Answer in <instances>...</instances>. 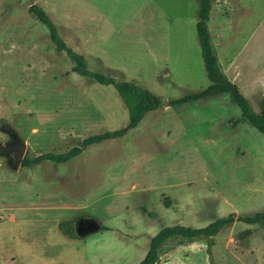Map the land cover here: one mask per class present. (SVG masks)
<instances>
[{
    "label": "rangeland",
    "instance_id": "obj_1",
    "mask_svg": "<svg viewBox=\"0 0 264 264\" xmlns=\"http://www.w3.org/2000/svg\"><path fill=\"white\" fill-rule=\"evenodd\" d=\"M212 2L219 59L252 109L264 113V0ZM32 3L88 70L132 80L161 105L123 136L66 162L21 166L22 157L65 152L127 120L112 86L70 71L45 26L28 15ZM195 3L0 0L1 264H137L161 226L202 227L231 212L264 210V135L240 117L229 94L167 105L208 84L203 66L168 77L163 65L168 19L189 15ZM82 218L97 231H79ZM157 264H264V226L234 221L207 239L168 240Z\"/></svg>",
    "mask_w": 264,
    "mask_h": 264
},
{
    "label": "trees",
    "instance_id": "obj_2",
    "mask_svg": "<svg viewBox=\"0 0 264 264\" xmlns=\"http://www.w3.org/2000/svg\"><path fill=\"white\" fill-rule=\"evenodd\" d=\"M211 1L212 0H196L197 9L195 22V32L199 45L200 57L203 63L205 76L209 83L198 91L167 100V105H181L208 96L228 93L231 100L237 106L240 117L257 132L264 135V113L256 112L252 109L238 86L233 81L229 80L220 70L216 56L211 49L209 33L206 27ZM27 13L31 18L45 26L48 38L53 44L54 50L64 52L70 61L71 72L98 84L110 85L114 88L126 109L127 120L126 123L118 129L92 134L80 139L77 145L72 146L65 152H44L32 158L22 157L20 160L21 166H30L44 160L54 163L66 162L70 158L80 154L88 145L123 136L127 131L134 128L147 112L155 110L161 105V99L157 95L134 81L119 80L109 74L88 70L83 56L72 50V48L64 42L54 22L41 6L36 3L29 4L27 6ZM147 214L153 216L152 213ZM234 221L264 226V210L255 211L250 215H237L231 212L225 216L213 218V220L202 227H191L180 224L161 226L159 230L149 238L145 254L137 264H157L160 248L168 240L190 242L193 240L207 239L214 236L220 229ZM57 227L61 229L62 222H59ZM99 229L107 230V227L101 225Z\"/></svg>",
    "mask_w": 264,
    "mask_h": 264
},
{
    "label": "crops",
    "instance_id": "obj_3",
    "mask_svg": "<svg viewBox=\"0 0 264 264\" xmlns=\"http://www.w3.org/2000/svg\"><path fill=\"white\" fill-rule=\"evenodd\" d=\"M223 2H224V0H223ZM196 9H197V3H195L194 10L192 12H190L189 15H176V16L170 17L168 19L167 33H166V37L164 39L165 42H163V48L165 50V62L163 63V65H164V71H165V73H167L168 77L170 75V72L189 71L190 68L192 67V65L196 66L197 69H200V68L202 69L203 63H202V60L200 57L199 45L197 42V36H196V32H195ZM212 11H213V2L211 1L209 15H208V19L206 21V27H207V30L209 33V41H210L211 49L216 56L217 64H218L220 70L225 74V76L229 80H231L235 83L236 82L235 79L233 77L229 76L228 69L226 68V65L224 66L221 63V61L219 59V54L217 52V48L213 42V37H212V32H211V27H212L211 23L214 20V18L212 16ZM225 25H226V19L222 18L220 21H217V33H218V37H219L218 38V44L222 49H223L222 44L224 43V38H225V36L223 35V32L226 30ZM184 27H187V29H188V38L185 37L182 33L183 32L182 28H184ZM185 38L188 41H190L189 42V43H191L190 47L188 46L187 40H185ZM232 60H233V54L228 55V57L225 58V62L227 64L232 63L233 62ZM98 70L103 71V69H101V68ZM155 70H158V69L155 68ZM208 83H209V81H208ZM212 96H214V95H212ZM209 97H211V96H208L206 98H209ZM194 101H197V100H194ZM194 101H190V102H194ZM190 102H187L184 104H188ZM184 104H181V105H184Z\"/></svg>",
    "mask_w": 264,
    "mask_h": 264
},
{
    "label": "water",
    "instance_id": "obj_4",
    "mask_svg": "<svg viewBox=\"0 0 264 264\" xmlns=\"http://www.w3.org/2000/svg\"><path fill=\"white\" fill-rule=\"evenodd\" d=\"M82 229H84V231H82V230H80V231H82L85 234H88V233L97 231L98 226L96 224H94L93 222H89L87 224V226L85 228H82Z\"/></svg>",
    "mask_w": 264,
    "mask_h": 264
},
{
    "label": "flooded vegetation",
    "instance_id": "obj_5",
    "mask_svg": "<svg viewBox=\"0 0 264 264\" xmlns=\"http://www.w3.org/2000/svg\"><path fill=\"white\" fill-rule=\"evenodd\" d=\"M89 219H85V218H82V219H80L79 221H78V224L80 225H78V229H79V231L81 230V228H83V227H85L86 226V224H88L89 223ZM88 222V223H87Z\"/></svg>",
    "mask_w": 264,
    "mask_h": 264
}]
</instances>
